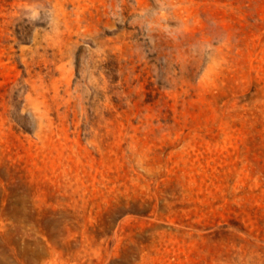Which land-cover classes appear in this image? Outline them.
I'll return each instance as SVG.
<instances>
[{
  "label": "rangeland",
  "instance_id": "rangeland-1",
  "mask_svg": "<svg viewBox=\"0 0 264 264\" xmlns=\"http://www.w3.org/2000/svg\"><path fill=\"white\" fill-rule=\"evenodd\" d=\"M0 264H264V0H0Z\"/></svg>",
  "mask_w": 264,
  "mask_h": 264
}]
</instances>
